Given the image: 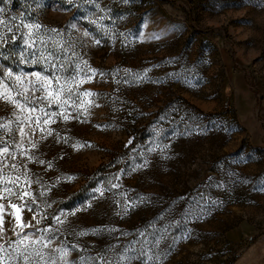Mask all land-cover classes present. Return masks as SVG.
I'll use <instances>...</instances> for the list:
<instances>
[{
    "label": "rangeland",
    "instance_id": "rangeland-1",
    "mask_svg": "<svg viewBox=\"0 0 264 264\" xmlns=\"http://www.w3.org/2000/svg\"><path fill=\"white\" fill-rule=\"evenodd\" d=\"M0 8V93L20 105L0 98V193L35 197L11 199L25 233L51 229L46 261L264 264V0ZM34 73L67 80V104ZM0 203V255L24 264Z\"/></svg>",
    "mask_w": 264,
    "mask_h": 264
},
{
    "label": "snow or ice",
    "instance_id": "snow-or-ice-1",
    "mask_svg": "<svg viewBox=\"0 0 264 264\" xmlns=\"http://www.w3.org/2000/svg\"><path fill=\"white\" fill-rule=\"evenodd\" d=\"M4 9L0 8V13H3ZM14 19V18H13ZM4 23V21L0 20V24ZM27 27V26H26ZM3 37H0V41H3ZM14 39V37H13ZM99 43V41H97ZM12 72L11 70H7L5 73L6 78L11 79L12 78ZM36 78V83H32V81H29L30 84H32V89L29 91L35 90V91H44L46 92L47 98L49 100V104H51L53 101L57 104H67V100L63 98L65 94V85L68 83L67 80L64 81V84L59 83V78H52L49 79L48 77H42L40 73H34L33 74ZM15 80L17 83H20L22 80L21 76H16ZM53 80L56 81L58 87H53ZM37 84L39 87H37ZM74 89H68L67 95L70 97L71 93ZM18 95H24V93H19ZM86 96L92 95L91 93H84ZM0 98L5 99L8 102H11L13 104H16L17 107H20V105L15 101L12 100L11 97H9L6 93H0ZM40 99H44V97H40ZM30 112L36 111L35 108H30ZM47 115V113H45ZM55 115V113H53ZM65 120L68 119L67 116L64 117ZM37 124L40 123V118L37 117L36 121ZM49 121L46 119L44 120V123L47 124ZM42 130V129H41ZM3 152L7 153L8 149H3ZM14 167V165H13ZM9 183L15 184L16 181H9ZM101 195H103V192H101ZM15 196L17 200L19 201H25V198H30L31 203H35V197L32 195V193L27 189H17L16 192H13L12 188H9L7 186L4 187L3 192L0 193V200H8V207L13 209V213H11L14 216V219L16 220V226L13 229L15 232L17 239L15 241H8L9 246H13V251L17 253L18 258H21L24 262V264H32L33 258L37 261V264H40V262H43V264H55V261L49 257V260L46 261L44 257V252L42 249H47L53 244V239L51 236H46L44 233L51 232V229H37V232H40L41 235L37 236L35 232L33 233H25L24 229L34 227L30 223H24L22 221L21 213L25 210V207H27V204H20L13 202L11 197ZM28 211H32L31 207H27ZM6 214L5 212V206L4 204L0 203V225L3 224V217ZM37 215H41V218H43L42 214H34L33 219L35 220L37 218ZM74 215V213H73ZM57 221H60L59 217H56ZM62 223V221H60ZM40 223V220H37V224ZM16 228L19 229V231H16ZM2 231V229H0ZM3 251V245H0V252ZM0 264H5V257L0 255Z\"/></svg>",
    "mask_w": 264,
    "mask_h": 264
}]
</instances>
